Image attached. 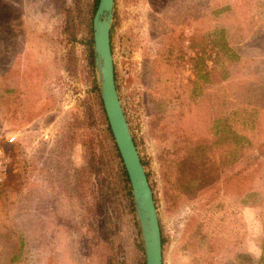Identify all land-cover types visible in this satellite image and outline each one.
Instances as JSON below:
<instances>
[{
  "label": "rangeland",
  "instance_id": "rangeland-1",
  "mask_svg": "<svg viewBox=\"0 0 264 264\" xmlns=\"http://www.w3.org/2000/svg\"><path fill=\"white\" fill-rule=\"evenodd\" d=\"M113 4L116 92L162 264H264V0ZM91 10L0 0V264H137L134 211L85 74Z\"/></svg>",
  "mask_w": 264,
  "mask_h": 264
},
{
  "label": "water",
  "instance_id": "water-1",
  "mask_svg": "<svg viewBox=\"0 0 264 264\" xmlns=\"http://www.w3.org/2000/svg\"><path fill=\"white\" fill-rule=\"evenodd\" d=\"M113 1L97 0L91 19L94 80L111 138L127 177L144 264H162L158 217L152 192L115 89L109 41Z\"/></svg>",
  "mask_w": 264,
  "mask_h": 264
},
{
  "label": "trees",
  "instance_id": "trees-1",
  "mask_svg": "<svg viewBox=\"0 0 264 264\" xmlns=\"http://www.w3.org/2000/svg\"><path fill=\"white\" fill-rule=\"evenodd\" d=\"M96 4H97V0H92L91 14L93 13V11L95 9ZM67 13H68V11L64 12L66 17H67ZM65 22H66V24L68 22H72L70 15L68 17V20L66 19ZM112 28H113V25H111L110 31H109V41H110V52H111V54H112V44H111V41H112ZM83 46H84V51L86 53V70H85V74H86L87 80L89 81V92L91 93L92 97L94 98V102H95V105L97 106V111H98V114H99L100 121L105 126V132H106V134L108 136L109 143L111 145L112 156L116 160V163H117L116 177H117V180L119 182V186L121 188V191L123 193V199L126 202L129 211L132 213L133 212V208H132L131 194H130V189H129L127 177H126L125 171H124V169H123V167L121 165V161L119 159L117 150H116L115 145L113 143V140L111 138V135H110V132H109V128L107 126L106 118H105L104 112L102 110L101 102H100V99H99L98 87H97V85L95 83V80H94V74H93V69H92V66H93V64H92V60H93L92 39H91V35L90 34H88V37H87L86 41L83 43ZM113 71H114L113 76H114V82H115L117 74L115 72V68L114 67H113ZM202 75L203 74L200 73V80L201 81H203V77L206 76V75H203V76ZM115 89H117L116 86H115ZM129 130H131V129L129 128ZM132 141L134 143V146H136L134 137H132ZM140 163H141L142 166H145V162H143L141 159H140ZM145 176L148 179V175H147L146 172H145ZM153 202H154V206H156V200H155L154 197H153ZM159 232H160V242H161V247H162L163 244H164V239H163V237L161 235L160 226H159ZM136 249H137V253H138L137 264H144L143 259H142L141 247H140L139 243L137 244Z\"/></svg>",
  "mask_w": 264,
  "mask_h": 264
},
{
  "label": "built area",
  "instance_id": "built-area-1",
  "mask_svg": "<svg viewBox=\"0 0 264 264\" xmlns=\"http://www.w3.org/2000/svg\"><path fill=\"white\" fill-rule=\"evenodd\" d=\"M14 137L6 139L7 143H12ZM7 172V158L5 152L0 148V185L3 184Z\"/></svg>",
  "mask_w": 264,
  "mask_h": 264
}]
</instances>
